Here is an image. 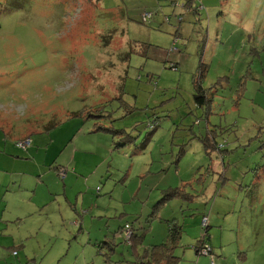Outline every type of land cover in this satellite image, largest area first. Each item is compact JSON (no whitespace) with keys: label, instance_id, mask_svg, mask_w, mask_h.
<instances>
[{"label":"rangeland","instance_id":"rangeland-1","mask_svg":"<svg viewBox=\"0 0 264 264\" xmlns=\"http://www.w3.org/2000/svg\"><path fill=\"white\" fill-rule=\"evenodd\" d=\"M186 1L0 0V264H264V0Z\"/></svg>","mask_w":264,"mask_h":264},{"label":"trees","instance_id":"trees-1","mask_svg":"<svg viewBox=\"0 0 264 264\" xmlns=\"http://www.w3.org/2000/svg\"><path fill=\"white\" fill-rule=\"evenodd\" d=\"M94 1V0H91ZM99 5V2L102 0H96ZM188 4H185V6H189L190 7H195L194 4H196V0H187L186 1ZM191 5V6H190ZM197 9V7H196ZM2 10V3L0 2V11ZM147 21V20H146ZM146 21H144V23H147ZM149 21V20H148ZM149 50V47H147V49H145V51L147 52ZM129 62V61H127ZM178 66L177 65H173L172 69H177ZM196 90L197 92H200L198 94H201L199 96H196V101L198 104L204 105L205 103L209 104V99L206 97V92L203 91L202 87H198V85H196ZM214 144V145H213ZM212 143H210L209 141L206 142L205 147L207 148V150L209 151L210 148H214L213 150H217V148H219V145L214 141ZM212 150V149H211ZM62 172V171H60ZM173 193H168L165 195V197L167 196H172ZM204 220L207 219V216L204 215ZM204 227L208 228V224L204 223ZM126 226H129V228L131 229V237L130 239H127V242L130 243L131 245V249L133 250V254H134V258L136 259L134 263L137 264H179V258H176L175 254V249L177 248V245L179 243V241L182 238V233L185 231V229L183 227H180L177 224H172L170 225L169 228V234H168V238H167V242H163L160 245H155L153 247L150 248H146L144 251H142V253H138V248L143 244L144 241V237L148 231V228L146 230H144L142 232V234L137 235L135 234V232H133L135 229L133 228L132 224H126ZM126 226L123 227V231L126 229ZM208 234V233H207ZM170 241L173 242V244L169 243ZM206 243V242H203ZM114 242L113 239L112 240H106L103 243H101L100 245H102V247L100 246V249L103 250V245H105L107 248V250H109L110 252L113 250H116V246H113ZM201 244V243H200ZM198 244L196 245L194 248L195 250H197V254L202 255V251L203 249L207 246L206 244ZM200 245V246H199ZM210 248V247H209ZM137 251V252H136Z\"/></svg>","mask_w":264,"mask_h":264},{"label":"crops","instance_id":"crops-1","mask_svg":"<svg viewBox=\"0 0 264 264\" xmlns=\"http://www.w3.org/2000/svg\"><path fill=\"white\" fill-rule=\"evenodd\" d=\"M198 2H196V5H199V2H200V5H202L203 7H204V11H205V14L204 15H201V18L198 20V22L200 23V25H202L206 20H207V17H209L210 16V14H211V10L212 9H214V10H218L219 11V14L217 15L219 18L217 19V23L219 24V27H218V30H219V33H218V37L216 36V40L217 41H220V43L222 44L223 43V34H221V32L223 31V29H225V25L226 24H223L224 22H225V15H226V13H227V11L228 10H230V4H231V0H197ZM191 6V5H190ZM196 7V6H195ZM194 7V8H195ZM238 14V13H237ZM206 17V18H205ZM221 17V18H220ZM208 21H209V19H208ZM240 23H241V21H240ZM239 23V24H240ZM222 25V26H221ZM221 26V27H220ZM236 26V25H235ZM238 28V27H237ZM209 30H208V33H206L207 35H206V37H205V42H204V44L202 45V47L204 48V49H206V46L209 44V41H206V38H208L209 39ZM210 36H212L211 35V33H210ZM22 175H34V174H27V173H24V174H22ZM39 177V176H38ZM79 193H81V192H79ZM67 204H68V206H69V208H70V210H71V208H72V204H71V200H67ZM43 206H48V204H44ZM78 211V210H77ZM78 213V214H77ZM79 211L78 212H76V215H79ZM62 214H63V212L61 213V216H62ZM76 219H78L77 217H75ZM155 221V220H154ZM79 223L81 224V226H82V223H81V221L79 222V219H78V221H74L73 222V225H75V226H79ZM123 227H124V225H122L121 227H119L118 229H117V231H115V232H112V231H108V232H106L105 233V235L103 236V237H101L100 239H103V241H99L98 240V242H97V244L96 245H94V247L99 251V253H101V251H104V250H106V251H108L105 247H103V250H101L100 249V246L102 247V245H100L101 243H103L104 241H106V240H112V239H114V240H116L115 242H116V244H117V238H118V236H119V234H122V232H123ZM122 228V229H121ZM133 228L135 229L133 232H135V234H137V235H140V234H142V232L144 231V230H146L147 228H148V230H149V226H147V224H146V226L145 227H140L139 229H137V228H135L134 227V225H133ZM152 228V227H151ZM61 236L59 235V237L58 238H60ZM77 237H81L82 238V228L79 230V233H78V235H77ZM99 239V238H98ZM127 243H129V242H127ZM160 243H163V242H160ZM113 245V244H112ZM113 246H116V245H113ZM143 246V245H142ZM142 246L140 247V248H142ZM116 248V247H115ZM140 248H138V253H142V249H140ZM80 251H82V248L81 249H79ZM57 251V250H56ZM78 251V250H77ZM85 251H86V249H85ZM117 249L116 250H113V251H111V253H113V254H118L117 252ZM136 251V252H137ZM51 252H53V255H54V253H55V249L54 248H52V251ZM70 252H74L73 251V246L70 244L69 245V253ZM103 253V252H102ZM134 252H132V254H133ZM53 257V256H52ZM82 258V254L79 256V257H76V259H77V261L74 263V264H78V258ZM132 258H134V254H133V257ZM87 263V261L84 263V264H86ZM131 263H133L134 264V262L132 261ZM80 264H82V262L80 263Z\"/></svg>","mask_w":264,"mask_h":264},{"label":"built area","instance_id":"built-area-1","mask_svg":"<svg viewBox=\"0 0 264 264\" xmlns=\"http://www.w3.org/2000/svg\"><path fill=\"white\" fill-rule=\"evenodd\" d=\"M150 18V17H149ZM181 20V19H180ZM145 21H146V19H145ZM27 143V142H26ZM22 145H24V144H22ZM206 220V219H205ZM205 220H204V223L206 224V222H205ZM125 231L127 232V239L130 237V235H131V231H130V228H129V226H126V229H125ZM129 235V236H128ZM211 254V251H210V248L208 247L207 249H205V250H203L202 251V255H205V256H209Z\"/></svg>","mask_w":264,"mask_h":264}]
</instances>
